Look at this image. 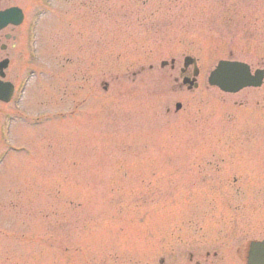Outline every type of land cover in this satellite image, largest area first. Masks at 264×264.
Returning <instances> with one entry per match:
<instances>
[{"label": "rangeland", "instance_id": "rangeland-1", "mask_svg": "<svg viewBox=\"0 0 264 264\" xmlns=\"http://www.w3.org/2000/svg\"><path fill=\"white\" fill-rule=\"evenodd\" d=\"M14 4L0 264H229L264 238V78L207 82L219 61L264 73V0Z\"/></svg>", "mask_w": 264, "mask_h": 264}, {"label": "flooded vegetation", "instance_id": "flooded-vegetation-1", "mask_svg": "<svg viewBox=\"0 0 264 264\" xmlns=\"http://www.w3.org/2000/svg\"><path fill=\"white\" fill-rule=\"evenodd\" d=\"M14 1L15 0H0V114H2L1 108H3L4 105L9 104L13 99L14 93H16L14 86V59L16 56V52L19 55L18 44L21 41V37L18 36L19 33L17 32V29L21 27L20 25L24 20V13L22 11L23 19L18 24H15L14 22L16 18H14V20H7L1 17V13L11 8H19L22 10L20 5L14 4ZM21 65L25 66L26 63L22 62ZM22 70L19 69L17 72L20 74H24L25 71ZM9 114H12L11 110H8L5 117L8 118ZM219 233L223 234L222 229H220ZM235 246H232L233 250L231 254L224 253V255H222V253L220 252L221 257L224 256V258L229 261V264H247L246 259L248 254V241H245L241 244H236ZM216 256L217 254L215 253L214 257ZM216 261L217 260L215 258V263ZM184 262H187L188 264H205V260L195 262L193 261V259H189Z\"/></svg>", "mask_w": 264, "mask_h": 264}, {"label": "water", "instance_id": "water-1", "mask_svg": "<svg viewBox=\"0 0 264 264\" xmlns=\"http://www.w3.org/2000/svg\"><path fill=\"white\" fill-rule=\"evenodd\" d=\"M184 62L185 67L194 63L191 58H185ZM248 76V72L243 65L237 63H220L219 67L211 74L209 82L224 92L235 93L240 88L250 85L248 83H254ZM259 83L258 80L255 85ZM179 107L177 105V108ZM250 260L254 263L264 264V242L254 246Z\"/></svg>", "mask_w": 264, "mask_h": 264}]
</instances>
